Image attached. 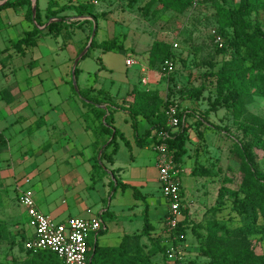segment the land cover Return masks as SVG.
I'll list each match as a JSON object with an SVG mask.
<instances>
[{"label":"rangeland","instance_id":"374dc122","mask_svg":"<svg viewBox=\"0 0 264 264\" xmlns=\"http://www.w3.org/2000/svg\"><path fill=\"white\" fill-rule=\"evenodd\" d=\"M215 1L230 9H237L239 5L237 0ZM91 2L92 4L98 2L97 8H103V14H107L109 18L105 24L106 30H97L94 36L96 44L111 38L114 34L118 43L148 56L154 41H162L169 45L172 52L169 75H162L158 59H149L146 62L144 58L139 57V61L147 66V74L139 73L140 71L136 69V78L133 81V86L141 88L140 90L155 91L161 111L164 109L165 101L176 105L178 110L193 109L195 104L185 95L191 90L202 88L196 108L193 109L195 113L185 118V125L188 126L184 144L186 152L176 170L186 211L183 214V230L175 234V239H163L162 242L165 245L172 242L180 245L186 264H208L209 251L215 247L230 250L231 256L241 250H250L256 254L264 253V240H260L258 235L246 236L243 233L242 220L232 207L231 197L225 195L223 205H219L217 200L221 186L225 185L231 189H237L240 185L249 186L252 184L251 172L254 169L264 170V149L253 147L249 158L240 147L241 143L253 136L264 141V97L247 95L242 98L239 106L232 108L219 105L215 110H209L210 103L215 97L214 74L222 63L230 60L232 56L218 50L223 45L224 37L220 35L222 41L220 46L211 34L212 30L220 32L213 2L193 0L189 7L180 12L161 9L160 0H91ZM249 18L251 22L257 24L264 37V12L261 10L253 12ZM97 23L101 25L102 22L97 18ZM93 26L91 28L88 24L80 28L72 25L64 30L59 36L60 42H63L60 55L71 58L74 62L88 42L77 56H74L72 48H78L79 51L84 46L86 41L82 30L87 28V39V34L90 30L92 32ZM226 31L229 34L232 29L226 28ZM174 43L177 47H174ZM129 48L103 53L96 46L88 48L85 56L78 60L75 80L81 83V77L85 76L89 83L96 78L95 85L103 87L106 91L112 92L121 88L126 81L125 58L126 54H131ZM103 63L108 66V70L100 69L96 73ZM147 75L155 76V80H149L141 85L143 84L141 79ZM68 80L72 85V76ZM252 89L250 86V90ZM128 103L129 101L125 100L121 102L123 110H127ZM205 114L207 121L219 129L209 127L196 117ZM164 116L166 118L165 111ZM115 118L118 128L125 134L129 133L131 127L129 120H126L127 116L117 113ZM243 126L249 129V135H245ZM170 129L176 130L171 127ZM150 139L151 137H148L147 140ZM117 142L119 149L114 156V167H123L122 177L136 186L134 187L137 193L134 194L131 188L122 192L118 189L109 201L110 205L108 198L104 202L108 204L109 213L102 217L105 225L104 227L102 225L104 229L102 232L112 234L121 230V209L127 212L129 208L132 210H138V206L142 208L144 203L142 194L165 201L161 196L160 187L157 186L155 142L151 141L144 147H134V151H130V147L123 145L121 140ZM130 155L133 158H130ZM1 171L0 167V262L22 264L26 257L24 244L30 238L31 230L24 220L17 196L8 183L9 177L1 174ZM95 171L100 172L99 169ZM97 172L95 177L98 176ZM116 177L118 178V175ZM20 185L23 188L32 187L35 198L38 197L35 183L29 186L19 183ZM113 190L112 187L109 195ZM161 208L163 209L164 205ZM117 211L118 215H110ZM153 223L158 225L155 221ZM141 224L143 220L136 218L131 225L139 227ZM220 225L224 228L219 227ZM157 257L154 264H159L155 262ZM160 259L164 261L162 256Z\"/></svg>","mask_w":264,"mask_h":264},{"label":"crops","instance_id":"0c3cea01","mask_svg":"<svg viewBox=\"0 0 264 264\" xmlns=\"http://www.w3.org/2000/svg\"><path fill=\"white\" fill-rule=\"evenodd\" d=\"M60 5L86 3L84 0H55ZM79 1V2H77ZM91 0H88L89 2ZM3 0H0V5ZM32 6V0H30ZM42 21L45 20V9L47 0H37ZM98 2L93 4L97 18L101 20V25L96 23L97 30H106L108 23L107 14H103V8H97ZM26 5L12 6L0 9V133L2 144L0 145V167L1 174L9 177L8 183L17 196L18 189L24 186L37 185L38 197L35 198L36 205L40 211L47 214L53 220L63 222L69 217L94 218L98 217L103 224V215L109 213L108 204L118 189L121 192L125 189L113 187V192L109 195L112 188L111 181L113 174L118 175L117 180L129 186L131 184L122 177L124 170L122 166H116L115 154L119 149L118 140L107 147L106 154H111V160L103 158L101 164L103 167L98 173L93 169L94 158L100 157L101 150L97 153L95 147L97 141L102 138L94 131L95 122L93 115L89 112V107L85 105L78 92L89 90L90 95H95L97 91L105 92L110 101L100 107L106 109L107 104L110 108L112 117V126L117 129L130 144V151H134L137 145L134 143L133 129L127 110L121 109V102L132 101L133 81L136 76V69L143 74H147V66L139 61L144 58L148 61V54H141L131 47H126L123 43H118V39L111 38L102 41L116 40L117 44L122 45V49H130L131 54H126V58H131L133 64L126 65L125 84L111 92L103 87L95 85L93 82H87L86 77H81L82 82L77 84V90L69 84L68 78L72 76L73 60L62 57L63 42H60L59 34H40L37 36L36 43L33 46H22L19 51L14 47V43L23 37L26 32L32 30L34 24L27 19ZM72 11H64L61 15L71 16L72 18L83 20L89 17H74ZM104 15V16H103ZM50 19L43 25L38 26L42 31L45 30ZM84 23L81 26H86ZM96 30V33H97ZM87 28H83L82 35L86 41ZM95 33V35H96ZM82 39V38H81ZM100 41V42H102ZM99 42V43H100ZM98 43V44H99ZM121 49V50H122ZM101 50V49H100ZM74 56L78 54V48H72ZM104 51L101 50V53ZM106 69L108 66L104 63L100 65L98 71ZM77 76V75H76ZM75 76V78H76ZM78 80V79H77ZM149 80H155V76L147 75L141 79V85ZM73 85V84H72ZM139 90L141 88H138ZM149 90V89H145ZM123 113L129 120L131 130L125 134L117 126L116 114ZM148 122L141 116H138V131L142 134L147 129ZM153 134V132H152ZM160 138V135L158 136ZM108 138L107 142H109ZM122 143V140H121ZM123 144V143H122ZM124 145V144H123ZM116 152H113L114 148ZM140 153V152H139ZM130 158H133L130 155ZM157 155L155 158L156 163ZM156 165V164H155ZM157 167V166H156ZM125 168V167H124ZM96 172L98 173L95 177ZM120 176V177H119ZM29 182L25 183L24 179ZM35 182H33V179ZM158 178V177H157ZM158 181V179H157ZM115 186V182H113ZM160 187L159 182L157 184ZM136 187V186H135ZM34 194V189L30 187ZM128 189V188H126ZM182 194V193H181ZM109 195V196H108ZM162 196V195H161ZM163 197V196H162ZM108 198V204L106 202ZM143 206L138 210L129 208L127 212L121 209V230L117 233H101L96 236H90L91 247L97 244L100 247H116L123 238L129 237L127 249L130 253L139 252L150 254L156 240L163 241L165 238L163 230V221L167 211L166 200L164 202L141 195ZM162 202V203H161ZM142 204V202H141ZM147 207V216L151 229L149 234L142 233L143 224L139 227H132L135 219L143 220V210ZM164 205L162 209L161 206ZM26 222L24 209L19 205ZM118 215V211L110 214ZM153 221L158 225H154ZM162 224V225H161ZM29 228V227H28ZM102 229V226H101ZM104 230V229H102ZM161 264V253L153 254L149 261L154 264L155 257Z\"/></svg>","mask_w":264,"mask_h":264},{"label":"trees","instance_id":"16d2710c","mask_svg":"<svg viewBox=\"0 0 264 264\" xmlns=\"http://www.w3.org/2000/svg\"><path fill=\"white\" fill-rule=\"evenodd\" d=\"M104 1V0H95ZM193 0H160L161 9L165 11L180 12L189 7ZM205 1V0H202ZM215 8V18L219 25L220 32H217L223 38V45L218 50L221 53H230L231 59L223 62L220 68L215 72V97L210 103L209 110H215L219 105L227 107H236L241 104L244 96L255 95L264 97V37L261 34L256 23L251 22L250 14L257 11L264 12V0H237L238 8L230 9L220 5L217 1L211 0ZM26 5V16L34 26L32 30L25 33L23 37L18 39L13 45L17 50H21L22 46H33L36 43L37 36L40 34H59L72 25L81 26L84 23H89L92 26L95 24V33L97 30V15L95 13L91 1L78 4H63L60 5L55 0H47V7L45 9V20L42 21L38 2L36 0V11L34 21L32 20V6L30 0H6L0 5V9L12 6ZM64 11H72V16L78 18L81 16L89 17L91 20L76 19L70 21L66 15H61ZM50 19L45 30L42 31L38 26L43 25ZM226 28H231L232 32L227 34ZM226 31V32H225ZM91 30L87 34V39L84 46L78 53L86 46L90 37ZM98 47L102 51L121 50L122 45L117 44L116 40L102 41L96 44L94 38L91 41L89 48ZM85 56V55H84ZM83 56V57H84ZM172 52L169 50V45L162 41H154L149 51V59H158L161 63L165 59L171 60ZM77 66L74 69L75 76L77 75ZM73 87V85H71ZM250 86L253 87L250 90ZM202 93V88H197L189 91L185 97L193 101L196 108ZM82 102L89 107V112L93 115L95 122L94 131L102 138L101 142L96 143L97 153L103 145L99 159L95 156L93 169H101L103 165L101 161L107 157L111 160V154H106V149L119 137L126 147H130L129 142L123 135L112 126L111 111L107 104V108L100 107L110 101V98L105 92L97 91L95 95H90L89 90L78 92ZM133 100L128 103V116L131 121L133 129L134 143L137 146H147L149 142H160L158 137L161 132L168 133V137L164 140L167 147L173 152V158L176 165L181 161L185 154V139L188 126L185 125V118L193 115V109H182L176 112L179 119L178 127L175 131H171L170 125L166 123L164 111L170 102H164L163 111L160 110L159 100L156 99V93L153 90H139L135 88L132 91ZM128 102V101H127ZM122 109V107H121ZM207 114V112H206ZM204 116L197 115V119L204 124L209 125L213 129H219L217 126L209 123ZM138 116H141L148 122L149 126L142 133L138 131ZM245 135H249V129L243 126ZM153 132V134H152ZM151 137L150 140H147ZM110 138L109 142H107ZM2 144V142H1ZM0 144V145H1ZM240 147L244 154L250 158L251 149L259 147L264 149V141L256 136L247 139L246 142L241 143ZM116 147L113 152H116ZM112 187H121L123 189L131 188L134 194L137 190L134 186L123 184L117 180L113 172ZM115 182V186L113 185ZM251 185H240L237 189H231L225 185L221 186L218 192V203L223 205L224 196L231 197L232 207L237 211L242 220V231L246 236L258 235L260 240H264V170L254 169L251 172ZM182 213H186L185 208ZM183 222L180 221L174 230V234L182 231ZM219 227H223L220 225ZM151 225L149 224L147 216V207L145 205L143 210V231L145 235L149 234ZM102 229L99 231L102 233ZM165 239V238H164ZM129 237L123 238L122 242L116 247H100L94 244L91 247L90 240H88V257L89 264H151L149 259L155 253H161L164 257L165 243L156 240L155 245L150 254L139 252L130 253L127 249ZM25 247V246H24ZM26 249V248H25ZM210 261L208 264H264V253L256 254L250 250H241L234 256H231L230 250L217 249L216 247L209 251ZM0 264H2L0 262ZM22 264H61L57 255L47 250L31 251L26 249V257ZM186 264V263H185Z\"/></svg>","mask_w":264,"mask_h":264},{"label":"built area","instance_id":"2783aa9c","mask_svg":"<svg viewBox=\"0 0 264 264\" xmlns=\"http://www.w3.org/2000/svg\"><path fill=\"white\" fill-rule=\"evenodd\" d=\"M211 34L214 41L221 46L220 35L215 30H212ZM174 47H177V44L174 43ZM125 63L131 66L134 62L131 58H127ZM171 67V60L165 59L161 63L162 75H169ZM176 112L177 106L172 103L165 109L168 124L172 129H176L179 123ZM167 137L168 133L161 132L160 142L155 143L157 179L167 206L163 221L165 240L175 239L174 230L183 219L184 208L181 185L177 178V165L174 162L173 152L164 142ZM1 142L0 133V144ZM24 182L28 183L29 179L25 178ZM17 199L24 209L27 217L26 224L31 230L30 238L24 244L27 250L53 252L61 264H89L88 240L90 236H96L101 230L100 218L69 217L63 222L55 221L38 209L30 187L18 189ZM164 257L166 264L186 263L180 245L174 242L165 245Z\"/></svg>","mask_w":264,"mask_h":264},{"label":"water","instance_id":"95a60500","mask_svg":"<svg viewBox=\"0 0 264 264\" xmlns=\"http://www.w3.org/2000/svg\"><path fill=\"white\" fill-rule=\"evenodd\" d=\"M5 1L6 0H3L2 3H4ZM35 3H36V0H32V20L33 21H34V16H35V11H36ZM84 17H86V16H84ZM94 36H95V25L93 26V30H92V32L90 34V38L88 40L87 46L78 54V56L75 58V60L73 62V66H72V84H73V87H74L75 90H77V84H76V80H75L74 69H75V67H76V65L78 63V60L80 58H82L85 55V53L87 52V49L89 48V46L91 44V41L94 38ZM98 159H99V155H98Z\"/></svg>","mask_w":264,"mask_h":264}]
</instances>
